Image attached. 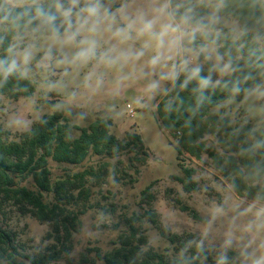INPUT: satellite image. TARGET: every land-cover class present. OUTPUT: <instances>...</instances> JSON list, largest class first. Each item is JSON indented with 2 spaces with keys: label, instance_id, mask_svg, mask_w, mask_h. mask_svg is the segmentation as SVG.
<instances>
[{
  "label": "rangeland",
  "instance_id": "1",
  "mask_svg": "<svg viewBox=\"0 0 264 264\" xmlns=\"http://www.w3.org/2000/svg\"><path fill=\"white\" fill-rule=\"evenodd\" d=\"M45 1L25 0L23 5H39ZM101 2L112 12L125 6L133 17L143 13L147 18H152L154 9L164 0ZM172 2L175 5L182 0ZM10 4L14 7L23 6L19 0H12ZM213 10L204 5L196 9L203 16ZM216 15L219 20L211 34L206 40H197V44L206 43L210 51L214 50L213 59L208 61L212 64L215 63L219 47L212 44L210 39L229 35L233 41H237L241 33L240 24L234 18L220 16L218 12ZM115 26H125L120 14L117 15ZM132 35L135 37V32ZM130 43L138 48L143 43V38L134 39ZM29 44L34 45V57L26 66L27 74L24 76L35 84L36 92L32 97H21L18 100L0 95V124L9 131V140L18 141L20 135L29 131L42 117L60 112L73 125L81 128L88 127L98 117L110 118L111 133L114 136L124 140L127 134L140 135L149 155L145 166L137 163L135 152L116 157L91 155L80 166L58 164L49 160L53 183L85 170H93L95 174L88 178L89 200L78 201L70 207L80 218L70 252L51 264H105L97 258L98 253L104 256L117 248L120 237L130 234L129 219L140 218L147 211L155 213L169 233L192 235L194 240H191V244L198 243L209 249L215 258L227 257L233 251L240 255L239 264H252L253 259L264 254V248L261 247L264 244V216L257 215L264 208V202L240 198L209 155L203 154L200 159L187 153L180 155L176 149L178 139L162 126L157 107L172 87L170 82H163L161 88L150 98L143 91L147 80L130 75L132 68L128 66L121 72H108L102 86L94 92L92 87H86L84 79L90 66L83 69L67 65L57 67L55 61L62 57L53 48V60L44 67V40L41 36L28 32L24 39L19 40L18 45L24 49ZM153 54L149 50L144 60ZM199 62L205 66L207 61L200 57ZM124 75H128L129 79L117 90L115 80ZM227 75L222 78L217 75L216 80H222ZM90 83L95 86L94 79ZM261 92H264V86L251 88L243 98L231 99L212 112L228 117L233 125H249L264 135V95ZM128 106L133 109V114L129 113ZM254 140L255 137L252 136L249 142ZM203 141L224 157L230 155L225 141H222L218 133L206 134ZM133 165L139 169L140 174H136ZM182 168L195 171L192 179L196 183V190L187 192L183 188L178 180L184 178ZM150 185L155 198L152 203L142 204V192ZM19 186L39 192L31 178L20 179ZM43 195L45 202H54L53 194ZM0 226L16 236L18 247L32 259L51 255L50 248L55 242L48 236L52 232L49 224L39 222L31 214L23 215L16 206L6 204L0 205ZM134 227L140 228L147 238L148 245L144 246V250L168 254L169 257L175 255L174 247L146 219L137 220ZM228 240H231L230 246L226 245Z\"/></svg>",
  "mask_w": 264,
  "mask_h": 264
},
{
  "label": "trees",
  "instance_id": "2",
  "mask_svg": "<svg viewBox=\"0 0 264 264\" xmlns=\"http://www.w3.org/2000/svg\"><path fill=\"white\" fill-rule=\"evenodd\" d=\"M55 3L56 0H46L39 5L14 7L8 0H0V59L12 58L8 52L12 46H15L14 52L23 49L18 45L19 40L39 23L34 20L27 25L28 19L35 15L38 7L55 13ZM25 9L27 14H23ZM218 13L234 18L240 24L241 33L237 41L229 35L210 39L212 44L218 45V52L225 60L229 56L232 58L233 66L238 70L224 77L219 86L209 87L202 93L194 91L196 81L181 88L185 79L182 74L175 87L172 86L159 103L157 115L165 130L178 139L176 149L180 155L187 153L196 159L203 154L209 155L240 198L264 202V135L249 125H233L228 117L212 112L231 99L243 98L251 88L264 86V0H225ZM18 14L23 15L18 18ZM17 36L22 39H16ZM211 65L207 61L201 74H211L215 81L218 74L209 72ZM224 82H227V87H224ZM236 83L240 87L239 93L232 92ZM35 92V84L19 72L7 80L0 78V95L11 100L32 97ZM111 127L112 119L98 117L88 127L81 128L73 125L63 113L55 112L42 117L29 131L22 133L18 141H14L9 140V131L0 124V205L12 204L23 215L31 214L39 222L49 224L52 232L48 236L55 242L49 257L32 259L18 247L16 236L0 226V264H27L26 261L51 264L70 252L73 235L80 224L79 215L70 207L78 201L89 200L88 178L95 174L93 170H85L53 183L49 160L80 166L91 155L116 157L135 152L137 163L146 165L149 155L141 136L127 134L124 140H119L111 133ZM209 133L220 135L230 155L224 157L206 146L203 139ZM252 136L255 140L249 142ZM258 143L262 146L257 147ZM133 166L136 174H140L139 169ZM182 170L184 178L178 180L183 188L187 192L196 190L192 179L195 171ZM28 178L33 180L39 192L19 186L20 179ZM151 190L152 185L142 192V204L153 202L155 197ZM44 193L53 194L54 202H45ZM143 219L174 247V256L144 250L148 245L147 238L140 228L134 227L137 220ZM128 227L130 234L120 237L117 248L104 256L98 253V259L105 264H218L220 260L200 244H191L194 240L192 235L169 233L151 211L140 218L129 219ZM239 259L240 255L231 251L226 264H239Z\"/></svg>",
  "mask_w": 264,
  "mask_h": 264
},
{
  "label": "clouds",
  "instance_id": "3",
  "mask_svg": "<svg viewBox=\"0 0 264 264\" xmlns=\"http://www.w3.org/2000/svg\"><path fill=\"white\" fill-rule=\"evenodd\" d=\"M8 2L12 3V0ZM19 3L23 5L25 0H19ZM224 3L225 0H182L173 5L172 0H164L154 9L152 18H147L143 13L133 17L125 6L112 12L101 0H83V3L81 0H56L55 13L38 7L35 15L28 19L27 25H31L34 20L39 21L31 34L39 33L45 42L43 66L47 67L48 62L53 60V48H56L62 57L55 61L57 67L67 65L83 69L90 66L84 79L86 87H92L94 92L102 86L108 72H121L125 67L131 66L130 75L147 80L143 91L150 98L161 88L163 82H170L175 87L182 74L185 79L181 88L196 81L194 91L202 93L209 87L219 86L222 80L213 81L211 74H201L203 64L199 62L200 57L203 55L205 61H211L214 50L210 51L206 43L197 44V40H206L211 34L219 20L216 12ZM201 5L214 10L206 16L199 15L196 9ZM23 14H27V9ZM23 14H18V18ZM118 14L125 21L123 27L115 26ZM142 38L143 43L138 48L130 43ZM16 39L22 37L17 36ZM14 47L8 49L12 54L11 59H0V78L4 80L18 71L21 75H26V66L34 57V45L29 44L18 53L14 52ZM149 50L154 54L145 61L144 57ZM237 70L230 56L225 60L223 55L216 53L215 63L211 65L209 72L214 71L222 78ZM93 79L94 87L90 83ZM127 79L128 75L119 76L115 80L116 89L119 90ZM227 86V82H224V87ZM232 92H240L238 83L233 85ZM260 94L264 95V92ZM256 146L260 147L262 144L258 143ZM257 215L264 216V208ZM226 245L230 246L231 240L226 241ZM261 247L264 248V244ZM226 260L227 257L222 256L218 264H226ZM252 264H264V254L253 259Z\"/></svg>",
  "mask_w": 264,
  "mask_h": 264
},
{
  "label": "built area",
  "instance_id": "4",
  "mask_svg": "<svg viewBox=\"0 0 264 264\" xmlns=\"http://www.w3.org/2000/svg\"><path fill=\"white\" fill-rule=\"evenodd\" d=\"M128 110H129V113H131V114L134 113V111H133V109L131 108V106H128ZM132 116H134V115H132Z\"/></svg>",
  "mask_w": 264,
  "mask_h": 264
}]
</instances>
